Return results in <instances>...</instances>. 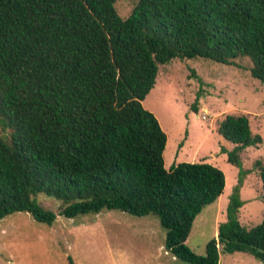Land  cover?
I'll list each match as a JSON object with an SVG mask.
<instances>
[{
  "label": "trees",
  "instance_id": "trees-1",
  "mask_svg": "<svg viewBox=\"0 0 264 264\" xmlns=\"http://www.w3.org/2000/svg\"><path fill=\"white\" fill-rule=\"evenodd\" d=\"M117 1L0 0V220L20 211L47 224L103 209L154 214L166 249L187 264H221L222 251L264 263V219L250 229L239 220L242 179L206 254L188 245L226 175L207 162L167 169L168 135L143 105L160 65L177 58H249L264 83V0H138L127 18ZM218 131L240 167L239 154L263 142L249 113L227 114ZM256 166L264 190V164ZM39 193L61 200L60 211L41 206Z\"/></svg>",
  "mask_w": 264,
  "mask_h": 264
},
{
  "label": "rangeland",
  "instance_id": "rangeland-1",
  "mask_svg": "<svg viewBox=\"0 0 264 264\" xmlns=\"http://www.w3.org/2000/svg\"><path fill=\"white\" fill-rule=\"evenodd\" d=\"M138 0H118V13L127 18ZM249 58L233 64L196 57L161 64L156 85L143 101L168 135L165 166L181 162H207L221 168L226 188L220 200L196 217L187 243L199 255L218 235L227 220L231 195L242 179L244 204L239 220L250 229L264 219V190L257 161L264 164V83L254 78ZM229 113H249L253 132L261 134L259 146L246 148L240 166L229 161L235 144L218 131ZM1 131V126H0ZM47 210L59 212L62 201L44 193L35 196ZM166 230L158 216H136L103 209L97 214L66 218L52 223L36 220L26 211L0 220V264H187L165 246ZM221 264H264L252 254L222 251Z\"/></svg>",
  "mask_w": 264,
  "mask_h": 264
},
{
  "label": "crops",
  "instance_id": "crops-1",
  "mask_svg": "<svg viewBox=\"0 0 264 264\" xmlns=\"http://www.w3.org/2000/svg\"><path fill=\"white\" fill-rule=\"evenodd\" d=\"M227 184V183H226ZM222 196V195H221ZM221 196H220V198H221ZM220 198L218 199V200H220Z\"/></svg>",
  "mask_w": 264,
  "mask_h": 264
}]
</instances>
